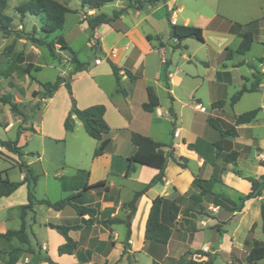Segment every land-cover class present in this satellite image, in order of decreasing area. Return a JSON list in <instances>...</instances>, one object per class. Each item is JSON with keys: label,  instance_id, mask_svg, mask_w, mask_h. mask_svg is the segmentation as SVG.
Here are the masks:
<instances>
[{"label": "rangeland", "instance_id": "rangeland-1", "mask_svg": "<svg viewBox=\"0 0 264 264\" xmlns=\"http://www.w3.org/2000/svg\"><path fill=\"white\" fill-rule=\"evenodd\" d=\"M7 1L9 8L6 14L13 18L14 23L11 25V29L15 31L20 24L18 18H15L17 17L16 7L18 4L26 2V0ZM216 2L219 4V9L226 11L229 15L241 12L248 16V13L254 10L251 0H179L176 6L184 5L185 9L178 13L177 23L182 25L184 19L189 17L193 23L191 26H195L194 23L200 24L202 26L199 28L204 30V43L196 39H186L179 49L176 48L178 43L174 44L168 36L167 9L158 5L157 9L154 10L153 20L149 28L147 27L145 30L147 29L155 38L159 37V40L165 42L166 52H162L159 47H153L151 52L142 57L141 62L145 65V69L142 68V71L137 74V80L134 84L123 86L133 95L134 108L132 112L136 122L132 129L122 131L121 141L125 140V146L132 147L128 139L131 130H135L140 134H149L151 130L153 139L163 144H171L173 141L182 143V138H185L188 144L193 145V151L199 156L205 154L203 147L208 145L206 152L207 167L204 172L212 177L214 175V165L210 164L209 158L215 164L225 167L227 164L224 162L223 157L226 152L222 153L220 158L216 157L213 144L222 140L223 137L219 131L208 125L207 118L210 116L219 117L227 124H233L236 116L262 108L257 119L242 128L238 140H228L231 141L232 147L236 141L235 149L241 151L242 157L239 169L252 177H256V173H254L257 168L255 161L251 163L250 159L246 160L244 158L250 152L245 148V143L248 142V138L256 137L257 143L264 148V77L261 82L263 86L259 92L244 94L234 106H231V98L244 84L248 87L251 85L254 81V72H261L262 65L258 60L264 58V45L254 42L248 53L235 55L231 61H227L225 58L226 48L236 50L240 40L235 37H226L208 27L203 22V16L201 15L202 12L207 14ZM80 3V0H67L64 2L73 9L80 8ZM115 9V3H111L106 5L101 13L112 15ZM197 12L199 14L195 15L194 13ZM29 17L38 25V32H35V35L46 42L64 36L69 42L70 50L62 51L57 46L56 50L59 58L53 59L47 47L34 45L37 50H33L31 48L33 44L28 40L20 39L15 32L9 36L0 32V96L11 94L16 98L19 97L21 101L18 103H20L22 113V116L14 114L9 106L0 103V139L14 141L19 131L22 135L25 131H32L30 129L32 125L39 128L37 133L30 132L27 135V145L23 147L24 156L22 157L0 147V176L5 178L8 174L11 181L20 182L25 172L19 169V163H29L38 176L37 186L32 191L35 198L56 202L64 196L61 191L59 177L69 178L76 174L79 169L88 171L93 169L92 180H100L106 174L105 169L97 164L98 162L96 163L93 158V150L97 141L88 136L83 124L73 133L65 131L63 116L66 107L77 102L76 96L78 98L93 97L91 93L93 84H97L105 93L112 95V98H119L120 96L115 92L117 85L109 63L102 61L104 54L99 52V40H91V30L87 24L78 22L79 18L82 17L80 11L78 14L68 15L63 29L51 34L49 38H46L41 31V21L46 22V19L37 18L36 16ZM24 31L33 33L30 28L24 29ZM112 37L108 40H112ZM2 39L9 40L4 42ZM157 42L158 39H155L152 45L155 46ZM70 51L74 52L77 58L87 65V75L76 79L72 89L73 95L70 96L62 85L52 99L43 101L38 97H33V87L38 85L23 73L26 64L30 62L41 67L39 72L32 71L33 76L39 82H54L59 74H62L67 82H71V72L74 66L71 62L72 55ZM166 60L171 61L169 67L176 77L180 78L175 79L171 93L167 90L165 81ZM141 62L137 64L138 68L141 67ZM237 65L239 66L235 67ZM252 66H256V71L253 70ZM148 86L154 89L160 100V107L153 113L145 112L140 106L142 101L148 100L146 92ZM219 100L226 102L225 107L218 110L212 109L211 105ZM25 115L28 117L26 120L23 118ZM175 133L180 134L181 137L174 138ZM191 152L192 150H189L187 146L185 148L176 147L175 155L182 158L181 162L186 163V167L182 168L170 161L166 170L167 178L175 180L177 189L183 193H188L193 189L195 178H201L198 177L200 171L197 162L191 156ZM37 154L41 156L40 159H38ZM256 154L260 155L257 146L253 148V155ZM138 169L139 177L144 180L143 182L149 181L154 173V169L146 166H138ZM202 174L204 177L207 176L205 173ZM80 177L87 180L85 175ZM66 181L69 182L70 179ZM137 182L128 183L126 193L128 189L139 188ZM205 186L217 193L224 192L232 196L235 201L238 200L235 194L223 190L222 186L215 184L214 181L208 182ZM170 192H172V189H170ZM126 193L124 194L125 198H127ZM27 196V189L22 187L9 197L0 198V228L6 226V229H19L21 227L19 215L22 213V206L28 202ZM68 209L72 211L71 208ZM37 211L39 220L55 218L54 211L49 210L46 206L37 207ZM73 222L74 220L67 224H73ZM177 222L178 219L175 223ZM259 222H261V217H259ZM31 224L32 222L28 219L27 227L30 236L32 235L29 230ZM104 226L108 227L107 225ZM119 230L124 233L125 227L121 226ZM257 231L260 232L259 228L255 227L253 232L257 233ZM34 232L37 233L41 242H48L47 253L56 262L59 255L53 246L57 239L51 234L52 232L39 226L34 227ZM240 233H243V229ZM261 237L263 238V236ZM197 239L198 242L203 241V239L209 240L210 234L208 232L202 233ZM45 253L42 252V254ZM182 255L183 253H177L176 256L180 258ZM119 256L118 252H114L109 260L113 261ZM6 258V255H1L0 264H3ZM224 258V253H220L217 256L216 264H225ZM21 259H30L32 264H38V260L33 259L31 255H22ZM131 260L133 264H152L150 257L144 254L137 257V262L134 258ZM178 261H186V258L175 260V262ZM121 264H129V262L125 260ZM260 264H264V261Z\"/></svg>", "mask_w": 264, "mask_h": 264}, {"label": "crops", "instance_id": "crops-1", "mask_svg": "<svg viewBox=\"0 0 264 264\" xmlns=\"http://www.w3.org/2000/svg\"><path fill=\"white\" fill-rule=\"evenodd\" d=\"M57 1L60 3L63 2V5H66L64 4V2H66L67 0H57ZM178 1L179 0H168L166 3L158 4L167 9V14H169L170 19L174 24H179L177 23L178 13L185 9L184 5H181L179 7L176 6ZM251 3L254 10L248 13V16H246L241 12L238 14L232 13L231 15H229L227 14L226 11L219 9L218 7L219 4L216 2L215 4L216 6L214 5L213 8H211V10L207 14L203 12H202L203 14L201 13V15L203 16V22L208 27L218 31L219 33H222L224 36L233 37V38L235 37L240 41L241 39L238 36V34H236L235 31L240 30L242 32L244 30H250L254 34V42H258L264 45V0H251ZM128 5L129 2L127 0H119L115 2V7H116L115 10L127 8ZM158 5L149 6L144 8L143 10H136L134 8H130L119 19L111 22L110 24H103L99 26L96 30L91 31V40H96V41L99 40V44H100L99 52H102L104 54L102 61H106V62L111 61L116 66L122 69V71L120 72L121 85L122 88L127 92V96H123L122 94H119L115 91L117 94H119L120 97L112 98V95L110 96L109 94L105 93L97 84H93V89L91 92L93 97L78 98L76 96L77 98L76 105L80 109H85L87 107L98 104L105 105L106 107L105 120L110 126L111 130L110 133L104 137V139H109L111 142L107 152L102 157L100 158L93 157L96 160V163L98 162L97 164H100V166H102L103 169H105L106 174L104 178L100 180H92V177L94 175L93 169L89 171L84 169H79L76 174H74L69 178L65 176H61L59 177V180L61 182V191L64 195L63 198H66L71 194L78 193L83 189L86 183L89 186H91L99 181L106 180V185L102 188L89 190L83 193L84 203L86 205L96 207L97 210L99 211V214L92 219L93 220L92 224H87L84 221V220H88L89 216H85L83 218L84 220H82L81 218H79L78 220L77 219L78 216L72 207H66L62 211L53 210L55 213V218H54L55 220L54 219L39 220L38 218L39 213L37 211V207L45 206V205L35 206L34 213L28 211V213L24 216V219L26 225L28 219L29 221L32 222L29 228L32 234L30 236L32 252H27L24 255L26 254L31 255L33 259L38 260V264H47L43 261H39L38 258L40 257L41 259L42 257L45 256L50 258V256L47 253L49 244L46 241H42V242L40 241L41 239L37 236V233L34 232V227L39 226L40 228H45L49 230V232H52L51 234H53L54 237L57 239V241L54 242L53 247L54 250L57 251L58 253L59 246L63 245L66 242V240L56 230L51 229L47 225L49 224H53L56 226L69 225L67 223L72 222L73 220L74 222L78 220V224H81L82 226V228L79 229L78 231H72L69 234V236L73 240L79 242V248L74 255L58 254L59 257L56 259V263L58 264H121L125 262V260L129 262L128 260L129 255L131 259L134 258L135 261L137 262L136 259L141 254L148 255L152 260V264L154 261H156L159 264H173L175 260H180L181 258H186V261H195L202 264H208L210 258H213V264H216L217 256L220 253H224L225 264H246V263L251 264L247 261V256L251 248L253 247L256 241L260 243L264 242V235L261 232V222H259V217H261V204L264 203V192L262 197L247 201L242 212L230 213L223 209L215 207L213 204H211L208 201L207 198H203V199L196 197L191 198L192 196H195L199 192L196 188H194V186L193 189L188 193L186 192L183 193L179 191L176 187L175 180L167 178L166 171H165L164 183L154 186L146 194L140 196L136 201L135 204L136 212L134 216L130 219L131 236L129 241L127 242V245H126V226L124 224H111L109 222L110 219H114V218L125 219L128 213V211L124 207L125 204H127L133 198V195L136 191L140 190L146 183H148L158 173V170L154 169V173L152 174L151 179L147 182H143L144 180L140 179L139 177L138 166L140 165L135 166V172L132 171L128 172L127 159L134 154L135 147L133 145L132 147H127L125 146L124 143L125 140L121 141L122 131L126 129H132V126L136 122V118L132 112L134 108L133 107L134 102L132 99L133 95L130 92H128V90L123 86H125V84L133 85L137 79L134 82H131L126 76L125 70L130 71L134 76L137 77V74L140 71H142V68L145 69L144 68L145 65L143 64V62H141L142 57L146 56V54L151 52L153 47H159L162 52H166L165 42L159 40V37L155 38V36L152 33L148 32L147 29L145 30V28L147 27L149 28L153 20L154 10L157 9ZM8 8H9V4H8ZM103 8H101L100 10L82 9L80 3V8L77 9L71 8L73 10H77V13H71V14H78L80 11L82 17L79 18L78 22L79 23L84 22L87 24L85 18L87 16H96L100 14ZM71 14L66 15L65 24L67 22L68 15ZM194 14L198 15L199 13L197 12ZM106 15L111 16L108 14ZM29 16L30 15H27L26 17L22 18L17 13V17L15 18H18V22L20 24L15 31H24V29L27 30V28H30L33 31L38 32L37 22L30 19ZM37 18H44V17H37ZM254 22L256 23L253 24L251 27L249 28L247 27L248 24ZM13 23L14 22H12V24ZM43 23L44 22L41 21V26L43 25ZM192 24H193L192 20L189 17H186L182 25L191 26ZM194 24L197 27L202 26L200 24H196V23ZM168 36L171 40H173L174 44L178 43V45H176V48L179 49L183 41L179 43L177 40L172 39L170 37V28H169ZM61 37L65 40L67 47L70 49L69 42L65 39L64 36ZM110 37H112V40H108ZM155 39H158V42L157 44H155V46H153L152 44ZM2 40L6 42L9 39H2ZM58 47L60 48L59 45ZM31 48H33V50H37V48L34 45H32ZM20 59L22 60V58ZM260 59H264V58H259V60ZM140 62L142 65L140 68H138L137 64H139ZM165 63L167 65L165 75L167 73L169 79V85H170V89L167 90H169L171 93L172 85L175 83V79L179 77H176L175 73L169 67L171 61L166 60ZM261 65H262L261 72L264 74V65L263 64ZM86 75H87L86 71L74 75L71 80L72 89L75 85L76 79ZM59 76L63 77L62 74H59ZM262 86L263 84H261V87ZM148 87H146V92ZM38 90H39V85L33 87L32 91H38ZM14 98L16 102L21 101L19 97L18 98L14 97ZM145 102L147 101H142L140 103V106L142 107V105ZM71 107L72 106L70 104L66 107L63 116L64 119L67 117ZM73 119L75 120V128H74L75 131L77 128H79L82 125V123L75 116H73ZM245 126L246 125H242L238 127V137H236L235 139L237 140L239 139L241 135V130ZM31 127H33L35 133L39 131L38 127H34V125H32ZM30 132L32 131H25L22 135H20L18 146L22 147V151H23V147L27 145V135L30 134ZM132 132H136V131L131 130L128 136L129 140ZM151 133L152 132L150 130L149 134H143V135L150 137L152 135ZM180 137H181L180 134H178L177 137H175L174 135V138H180ZM151 138L153 139L152 136ZM182 139H183L182 143H176L173 141L171 142V144H166V145L172 146L176 152V147L185 148L186 146L188 147L189 145L186 142L185 138ZM248 139H249L248 142L245 143L246 146L245 148L250 152L248 155L244 156V158L246 160L250 159L251 163L255 161V165H257V168L255 169L254 172L256 173V177L254 178L260 179L264 175V148L257 143L258 141L256 137H250ZM157 142L161 143L160 141ZM235 144H237L236 141L233 143L234 150H236ZM97 146H98V142H96V146L94 150L96 149ZM256 146H257V150L260 152V155L258 154L253 155V148ZM203 148L205 151L204 152L205 154H203V156H199L193 150L191 152L192 153L191 156L197 162V166L200 171V176L198 177H201L200 179L204 181L203 182L204 186L208 184V182L214 181L215 184L222 186L223 190L230 191L231 194H235L238 197V199L240 195H246L251 191V185L249 182L245 181L244 179L232 173L233 165L231 164H227L225 167H221V165L215 164L213 160L209 158L210 164L214 165L213 166L214 175L212 177L208 176V174L204 172L207 167L206 152L208 150V145H204ZM165 150L167 151V149ZM238 152L240 153L241 151L239 150ZM37 156L38 159L41 158L39 154H37ZM241 157L242 154L240 153V157L237 161L238 167L240 165ZM176 158L179 162H181L182 158L177 156ZM170 161L174 162L172 159H170L168 161V165ZM181 163L186 166V163L184 162ZM26 164L29 165V163ZM80 171L89 172V176L87 177V180H85L84 177H80L82 175L83 176L85 175L83 173L81 174ZM202 173H205L207 176L205 177L202 176L203 175ZM244 174L250 176L245 172ZM24 179H25V174L22 178V181ZM67 179H70V181L67 182L66 181ZM133 181L135 182L138 181L137 183H139V188L128 189L126 193V185ZM22 187H25L28 192L27 183L23 184L20 188ZM170 189H172V192H170ZM125 193L127 194V198L124 197ZM221 194H224L226 197L234 200L232 196H229L224 192H221ZM158 196L183 198L181 201V209H182L181 214L179 215L178 222L175 223L172 238L170 239L167 245L150 243L145 240L146 222L149 216L150 208L152 206L153 200ZM27 203H25L24 205H26ZM199 205H202L204 207V210L199 211ZM67 208H71L72 211L71 210L69 211V209L67 210ZM193 208L194 210L188 211V209H193ZM49 210L52 209L49 208ZM22 214L23 212L21 213V215H19L20 218ZM103 222L105 224H102ZM221 223H226V224L222 225L221 229L223 233L220 235L217 231V226L220 225ZM21 224H22V219H21ZM104 225H107L108 227H105ZM121 226L125 227L124 233H122L119 230V227ZM255 227L259 228L260 230L259 233L258 231L257 233L253 232V229ZM242 229H243V233H240ZM7 230L9 229H6V226H3V228H0V233H5ZM206 232L210 234V239L209 240L203 239V241L201 240V242H198L197 238L199 237V235ZM261 236H263V238ZM12 245L16 246L17 244L14 242L12 243ZM6 246L8 248V245H5L3 242H0V249H4L6 248ZM26 248L28 249V247ZM197 251H201L202 254H197ZM42 252H46V253L42 254ZM114 252H118L120 256L115 258L113 261H110L109 257ZM177 253H183V255L180 258H177L176 256ZM262 261H264V259L257 262L256 264H260ZM17 264H32V262L30 261V259H24V260L21 259Z\"/></svg>", "mask_w": 264, "mask_h": 264}, {"label": "trees", "instance_id": "trees-1", "mask_svg": "<svg viewBox=\"0 0 264 264\" xmlns=\"http://www.w3.org/2000/svg\"><path fill=\"white\" fill-rule=\"evenodd\" d=\"M119 0H80L81 8L88 10H100L104 6L115 3ZM129 5L127 8L113 11L111 16H107L105 13H100L96 16H87L85 21L87 22L88 28L91 31L96 30L99 26L103 24H110L111 22L119 19L124 15L128 9L134 8L136 10H143L149 6H156L160 3H166L168 0H127ZM8 9L7 0H0V32L4 35H11L13 32L20 38L30 41L33 45L42 47H47L50 56L53 59L59 58L57 55L56 47L59 45L62 51H69L65 40L60 36L49 42L44 39H40L35 35L36 31L33 33H27L25 31H14L11 29L13 22L12 17L6 14ZM16 12L22 17L27 15L44 17L46 22L41 26L42 32L45 34L46 38H49L51 34L59 32L63 29L66 15L71 13H77V10H73L66 5L58 2L57 0H28L16 7ZM167 20L170 28V37L177 40L179 43L186 39H196L204 43V33L203 29L195 26L189 25H179L172 23L169 14H167ZM254 23H250L247 27H251ZM240 37L241 41L236 50L227 48L225 51V58L227 61H231L235 55H245L248 53L254 43V34L250 30L235 31ZM71 62L73 64V70L71 72V77L74 75L87 71V65L81 62L74 52L70 51ZM260 64L264 65V59L259 60ZM111 68L112 74L115 77L117 89L116 92L127 96V92L122 88L121 85V68L116 66L111 61H108ZM242 65V64H240ZM239 65L235 66L238 67ZM253 70L256 71V66H252ZM41 70L40 66H35L33 63H27L23 68V73L33 81H35L39 87V91H33L32 96L38 97L40 100L46 101L52 99L54 94L58 91L60 86H64L70 96L73 95L71 82H67L64 77L58 76L54 82H39L32 75V71L39 72ZM125 74L131 82H134L137 77L134 76L130 71L125 70ZM221 74V73H219ZM264 74L261 72H254V81L248 87L246 84L231 98V106L237 104L244 94L259 92L261 88V82ZM72 80V78H71ZM166 87L170 89L168 75H165ZM148 100L142 105L145 112L153 113L157 108L160 107V100L154 90L151 87L147 88ZM0 103L5 106H9L12 113L21 115L20 103L16 102L14 96L11 94H3L0 96ZM226 105L224 100H219L214 102L211 106L212 109L218 110L223 109ZM39 108V107H38ZM262 108H257L248 112H245L239 116H236L233 124H227L219 117L210 116L207 118L208 125L219 131L223 137L222 140L215 142L214 148L217 157H220L222 153L226 152L223 160L226 164L233 165L232 173L236 176L249 182L251 185V191L246 195H240L237 201H234L224 194L216 193L211 189H208L203 185V180L200 178H195L193 181V186L199 192L191 198H207L208 201L215 207L223 209L230 213H240L245 207L247 201L252 199H257L263 196L264 192V175L260 179H256L251 176H247L244 172L239 169L237 161L240 157V153L233 149L231 141L229 139H235L238 137V127L242 125L251 124L254 122ZM106 107L103 104L93 105L85 109H80L74 103L64 120V129L67 132H73L75 128V116L82 124L85 132L88 136L98 142V146L94 150L93 157L100 158L108 150L110 145L109 139H104L106 135L110 133V126L105 120ZM25 120L28 118L26 115L23 117ZM32 132H35L33 127H30ZM21 132L17 133L16 139L14 141L1 140L0 147L4 148L6 151L23 156L22 147L18 146L19 138ZM130 141L135 147V152L132 156L127 159L128 162V172H135V166H146L158 170V173L153 177L148 183H146L140 190L136 191L133 198L125 204V209L128 211L125 219L114 218L110 219L111 224H124L126 226V245L131 236V224L130 219L134 216L136 212V201L138 198L146 194L151 188L158 184H163L165 179V171L168 165V161L172 159L178 166L185 168L186 166L179 162L175 156V150L172 146H168L163 143H159L153 140L149 136L143 134L132 132ZM193 145L189 144L188 149L193 150ZM167 149V151L165 150ZM19 169L25 171V179L22 182L11 181L6 174L5 178L0 176V198L11 196L16 190H18L23 184H28V203L22 206V224L20 229L14 230L9 229L5 233H0V242L8 245V248L0 249V256L6 255L7 258L4 260L3 264H17L20 257L27 252L31 251V239L28 227L26 225L24 216L28 211L34 213V208L37 205H45L48 208L55 211H62L66 207H72L77 216L78 220L85 216H89L88 220H84L87 224L93 223V218H95L99 211L96 207L86 205L83 201V193L89 190L99 189L106 185V180L99 181L94 185L89 186L87 183L81 191L76 194H71L66 198L59 201L52 202L48 199L37 200L33 194V189L36 187L38 182V176L34 173L31 166L26 163H19ZM80 173L89 176V172L80 171ZM182 197H156L150 208L149 216L146 222L145 229V240L150 243H156L161 245H167L172 238L174 232V225L179 215L181 214V201ZM194 210L188 209V211ZM204 210L202 205H199V211ZM76 220L73 224L69 225H53L49 224L51 229L56 230L60 235H62L66 242L59 246V255H74L78 248L79 242L73 240L69 234L72 231H78L82 228L81 224H78ZM226 223H221L217 226V231L221 235L223 233L221 227ZM30 230V229H29ZM261 232L264 235V203L261 204ZM16 243L14 246L12 243ZM28 247V249L26 248ZM197 254H202L201 251H197ZM264 259V242L260 243L256 241L251 248L247 261L251 264H256L257 262ZM129 264H133L131 257H128ZM39 261H43L47 264H58L52 261L49 257H42ZM153 264H159L156 261ZM173 264H202L195 261H178ZM208 264H213V258H210Z\"/></svg>", "mask_w": 264, "mask_h": 264}, {"label": "built area", "instance_id": "built-area-1", "mask_svg": "<svg viewBox=\"0 0 264 264\" xmlns=\"http://www.w3.org/2000/svg\"><path fill=\"white\" fill-rule=\"evenodd\" d=\"M178 136V133H175V137H177Z\"/></svg>", "mask_w": 264, "mask_h": 264}]
</instances>
